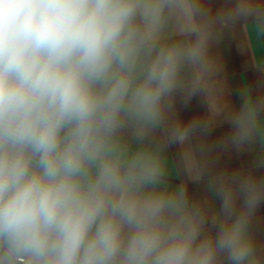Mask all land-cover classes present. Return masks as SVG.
Here are the masks:
<instances>
[{
  "label": "clouds",
  "instance_id": "clouds-1",
  "mask_svg": "<svg viewBox=\"0 0 264 264\" xmlns=\"http://www.w3.org/2000/svg\"><path fill=\"white\" fill-rule=\"evenodd\" d=\"M264 33V0H0V264H258L264 156L212 185L209 217L162 150L215 72L219 28ZM245 94L227 142L264 133Z\"/></svg>",
  "mask_w": 264,
  "mask_h": 264
},
{
  "label": "crops",
  "instance_id": "crops-1",
  "mask_svg": "<svg viewBox=\"0 0 264 264\" xmlns=\"http://www.w3.org/2000/svg\"><path fill=\"white\" fill-rule=\"evenodd\" d=\"M224 3L225 0H206L213 9ZM210 52L215 72L206 92L187 108L177 107L180 119L201 121L206 131L184 144L165 146L162 157L169 186H183L189 199L200 203L209 217H214L219 205L213 183L237 169L253 170V165L264 156V133L241 150L227 142L230 117L241 108L245 94H250L253 101L264 99V33L254 38L241 24L233 28L218 27ZM255 119L258 127L264 123V111ZM255 171L257 175L264 174V169ZM250 231L257 262L264 264V206L253 218Z\"/></svg>",
  "mask_w": 264,
  "mask_h": 264
}]
</instances>
